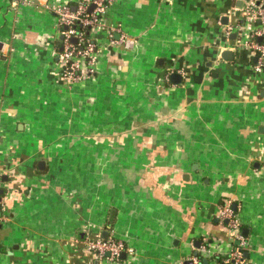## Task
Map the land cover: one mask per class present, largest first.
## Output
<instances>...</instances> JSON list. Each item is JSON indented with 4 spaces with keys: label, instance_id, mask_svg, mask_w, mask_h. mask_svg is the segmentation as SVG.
Returning <instances> with one entry per match:
<instances>
[{
    "label": "crops",
    "instance_id": "crops-1",
    "mask_svg": "<svg viewBox=\"0 0 264 264\" xmlns=\"http://www.w3.org/2000/svg\"><path fill=\"white\" fill-rule=\"evenodd\" d=\"M76 1L0 0V264H215L225 203L264 264V67L224 34L256 25L243 0H113L94 73L65 82L46 6Z\"/></svg>",
    "mask_w": 264,
    "mask_h": 264
},
{
    "label": "built area",
    "instance_id": "built-area-1",
    "mask_svg": "<svg viewBox=\"0 0 264 264\" xmlns=\"http://www.w3.org/2000/svg\"><path fill=\"white\" fill-rule=\"evenodd\" d=\"M112 1L77 0L73 8L64 2L46 6L55 14L57 28H59L60 49L55 56L60 64L61 79L65 82H76L94 73L99 54V45L94 37L104 26L99 15ZM243 3L247 21L256 25L248 29L239 24H226L224 34L228 37L231 33H235L236 48L250 50L255 59L253 68L260 71L264 67V0H243ZM90 5L93 6L92 11L87 10ZM110 43L128 48L132 45L133 39L120 31L119 38L116 41L111 40ZM218 216L227 221L231 238L238 243L233 245L226 256L214 260L215 264H240L243 262L246 239L240 233L238 217L229 203L220 207ZM83 243L87 249L94 251L97 255L106 253L112 260H116L125 250L131 252V249L126 248L122 241L110 237L95 239L86 237ZM198 251L203 257L211 254L205 246L199 247ZM191 264H201V257L193 256Z\"/></svg>",
    "mask_w": 264,
    "mask_h": 264
},
{
    "label": "water",
    "instance_id": "water-1",
    "mask_svg": "<svg viewBox=\"0 0 264 264\" xmlns=\"http://www.w3.org/2000/svg\"><path fill=\"white\" fill-rule=\"evenodd\" d=\"M93 6L92 5H90V8H92ZM73 41H74V38H73ZM43 161H38V166H40V165H43ZM105 234V233H104ZM195 247H198L197 245L195 246ZM197 252H195L194 254H196ZM203 262L205 263V259L203 260ZM185 264H191V261L189 260V261H186L185 262Z\"/></svg>",
    "mask_w": 264,
    "mask_h": 264
},
{
    "label": "rangeland",
    "instance_id": "rangeland-1",
    "mask_svg": "<svg viewBox=\"0 0 264 264\" xmlns=\"http://www.w3.org/2000/svg\"><path fill=\"white\" fill-rule=\"evenodd\" d=\"M208 264H213L212 261H210Z\"/></svg>",
    "mask_w": 264,
    "mask_h": 264
},
{
    "label": "trees",
    "instance_id": "trees-1",
    "mask_svg": "<svg viewBox=\"0 0 264 264\" xmlns=\"http://www.w3.org/2000/svg\"><path fill=\"white\" fill-rule=\"evenodd\" d=\"M218 259H221L220 257H217Z\"/></svg>",
    "mask_w": 264,
    "mask_h": 264
}]
</instances>
